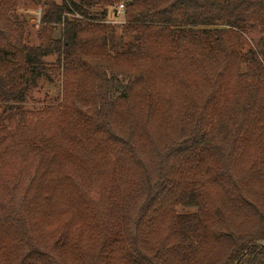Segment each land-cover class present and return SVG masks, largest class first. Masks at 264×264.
I'll list each match as a JSON object with an SVG mask.
<instances>
[{
  "label": "trees",
  "instance_id": "16d2710c",
  "mask_svg": "<svg viewBox=\"0 0 264 264\" xmlns=\"http://www.w3.org/2000/svg\"><path fill=\"white\" fill-rule=\"evenodd\" d=\"M19 1L0 0V160L21 149L35 173L0 264H264V36L244 45L264 1L23 0L36 45ZM57 71L43 137L24 109ZM110 158L121 211L91 196Z\"/></svg>",
  "mask_w": 264,
  "mask_h": 264
},
{
  "label": "rangeland",
  "instance_id": "374dc122",
  "mask_svg": "<svg viewBox=\"0 0 264 264\" xmlns=\"http://www.w3.org/2000/svg\"><path fill=\"white\" fill-rule=\"evenodd\" d=\"M56 1L61 2V0ZM38 12L42 13L41 8L36 7L30 1L23 0L19 1L16 11V14L25 16L30 21V32L33 40H35V45L38 44L36 38L40 29L34 24ZM124 20L123 11L117 13L116 16L111 12L109 21L113 25L123 24ZM263 36L264 32L260 29L251 30L244 34L245 48H258ZM48 62L54 63L55 58H50ZM53 80V83L42 82L40 87L32 93L24 109L34 114L30 120L32 132L41 134L43 137H51L57 133L58 122L61 117L58 106L62 102V78L58 71L54 73ZM49 108H54L55 111L48 112ZM34 164L33 158L26 161L24 152L21 149L13 148H11V153L8 156L0 160V217L18 208L20 199L33 179ZM91 190V196L94 200L103 203L109 209H120L121 211L129 195L128 184L122 180L118 173L114 172L113 158H110L107 163L104 177L94 183ZM179 211L182 213L189 212V210L182 208Z\"/></svg>",
  "mask_w": 264,
  "mask_h": 264
},
{
  "label": "built area",
  "instance_id": "2783aa9c",
  "mask_svg": "<svg viewBox=\"0 0 264 264\" xmlns=\"http://www.w3.org/2000/svg\"><path fill=\"white\" fill-rule=\"evenodd\" d=\"M123 9H124V6H123V5H120V6L118 7V13L122 12ZM36 15H37V17H36V19H35V21H34V24H35L37 27H40L41 24H42V13H41V12H38Z\"/></svg>",
  "mask_w": 264,
  "mask_h": 264
}]
</instances>
